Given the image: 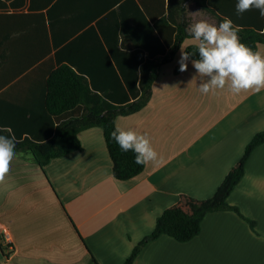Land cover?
Instances as JSON below:
<instances>
[{"label":"crops","instance_id":"0c3cea01","mask_svg":"<svg viewBox=\"0 0 264 264\" xmlns=\"http://www.w3.org/2000/svg\"><path fill=\"white\" fill-rule=\"evenodd\" d=\"M206 1L238 26L261 24L256 9L238 15L237 0ZM191 5V23L199 15L217 24L214 14L196 5L193 12ZM168 6L169 0H0V126L11 130L2 121L22 113L42 135L24 137L46 138L44 123H52L44 115L46 71L64 64L107 102L137 101L144 65L167 56L175 42ZM197 43L191 37L182 45L186 51ZM179 57L180 49L162 66L150 102L116 120L146 133L159 154L139 176H114L98 126L79 134L80 150L45 170L32 155L16 152L0 183V264H123L182 194L208 199L216 193L264 130V89L202 94L199 77L189 84L191 61L182 73ZM229 202L243 216L209 213L194 239L164 234L147 243L134 264H264V144L253 151Z\"/></svg>","mask_w":264,"mask_h":264},{"label":"trees","instance_id":"16d2710c","mask_svg":"<svg viewBox=\"0 0 264 264\" xmlns=\"http://www.w3.org/2000/svg\"><path fill=\"white\" fill-rule=\"evenodd\" d=\"M194 3L203 11L214 14L217 25L223 16L215 11L206 0H169L170 29L174 33V44L169 54L163 58L149 60L142 69L141 96L137 101L124 106H115L104 97L94 92L89 79L69 64L51 70L48 67V78L44 83L45 100L44 115L50 117L52 123L45 121L46 138L42 140L24 137V133H37L32 121L24 122L25 114L12 113L10 123L13 128L0 126L2 135H14L17 138L16 152L27 153L45 170L54 159L61 158L71 152L80 150L82 143L79 134L92 127H101L105 133L107 147L113 161V173L118 180H131L144 172L146 166L135 163V153L123 152L111 137L116 120L120 115H129L141 110L152 98V87L161 73L162 66L171 61L186 39L192 36L188 27L192 24L189 17L188 4ZM14 16V15H12ZM12 22L14 20L12 19ZM169 24V23H168ZM235 24V23H234ZM236 25V24H235ZM241 42L253 51H259L264 44V18L257 26H238ZM191 54H196V45L186 48ZM199 58L198 53L192 57ZM15 66L9 73H14ZM264 144V130L258 132L248 144L241 160L231 169L216 193L208 199H199L188 194H182L178 202L169 207L158 218L154 231L142 240L133 250L131 256L123 264H134L142 248L160 236L166 234L179 242H188L201 233L202 223L207 214L220 211H235L243 216L240 209L229 202V197L246 174L247 162L253 151ZM253 229L257 223L249 220ZM95 263L96 260L94 259Z\"/></svg>","mask_w":264,"mask_h":264},{"label":"clouds","instance_id":"9594fccd","mask_svg":"<svg viewBox=\"0 0 264 264\" xmlns=\"http://www.w3.org/2000/svg\"><path fill=\"white\" fill-rule=\"evenodd\" d=\"M252 9L258 10L260 17L264 18V0H237L238 15ZM188 32L198 42L196 54L199 58L193 59L196 54L185 51L181 45L179 71L186 72L191 61L195 74L189 84L199 77L198 90L202 94L207 95L226 87L235 94L249 90L259 93L264 89V53L253 51L241 42L238 28L231 18L223 17L218 25L202 19L192 23ZM111 137L121 151L135 153V163L138 165L146 166L159 158L146 133L126 130L115 124ZM16 144L14 135L0 134V183L10 172L16 156Z\"/></svg>","mask_w":264,"mask_h":264},{"label":"rangeland","instance_id":"374dc122","mask_svg":"<svg viewBox=\"0 0 264 264\" xmlns=\"http://www.w3.org/2000/svg\"><path fill=\"white\" fill-rule=\"evenodd\" d=\"M190 8H191V11H193V12H194V11H197V7H196L195 5H191ZM193 12H192V13H193ZM202 19H203V20H207V21L209 22V20L206 19V17L200 19V18H199V15L196 16V20H195V22H197V21H199V20H202Z\"/></svg>","mask_w":264,"mask_h":264},{"label":"built area","instance_id":"2783aa9c","mask_svg":"<svg viewBox=\"0 0 264 264\" xmlns=\"http://www.w3.org/2000/svg\"><path fill=\"white\" fill-rule=\"evenodd\" d=\"M6 237H7V236H6ZM6 241H7L8 243H10V242H9V238H8V237L6 238Z\"/></svg>","mask_w":264,"mask_h":264}]
</instances>
